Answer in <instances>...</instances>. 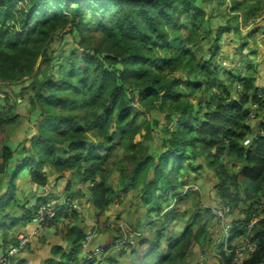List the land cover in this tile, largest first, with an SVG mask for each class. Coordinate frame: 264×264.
<instances>
[{
    "label": "trees",
    "instance_id": "1",
    "mask_svg": "<svg viewBox=\"0 0 264 264\" xmlns=\"http://www.w3.org/2000/svg\"><path fill=\"white\" fill-rule=\"evenodd\" d=\"M203 1L0 0V93L6 96L0 101L7 109L0 105L3 252L17 244L20 225L52 202L50 224H61L56 233L68 248L52 246L44 264H120L127 255L133 257L129 264H179L194 245L224 238L223 232L208 236L212 206L182 210L189 179L208 171L217 208L243 206L245 213L232 220L228 251L223 241L217 254L208 249L210 264H264V217L251 229L245 226L264 201V99L257 95L255 73L234 76L217 66L221 41L238 31L228 20L212 33L208 59L190 49L207 38L203 29L213 31ZM233 1V11L245 3ZM61 30L76 45L57 65L52 44ZM14 84L23 85L18 95L27 97L35 127L19 143H5L19 119L11 110L17 104L9 93ZM162 113L165 124L159 126L153 114ZM155 128L162 136L153 144ZM17 179L30 190L23 191ZM61 179L68 194L59 203L52 196L59 194ZM33 186L50 189L29 206ZM129 192L136 199L129 205L130 224L153 234L140 239L144 252L137 255L127 239L109 233L111 243L102 245L97 234L86 248L84 229L71 222L80 213L73 199L86 196L102 217L124 204ZM177 220L185 222L178 230ZM245 238L257 250L236 263L235 250Z\"/></svg>",
    "mask_w": 264,
    "mask_h": 264
},
{
    "label": "rangeland",
    "instance_id": "2",
    "mask_svg": "<svg viewBox=\"0 0 264 264\" xmlns=\"http://www.w3.org/2000/svg\"><path fill=\"white\" fill-rule=\"evenodd\" d=\"M201 6L211 14L208 24L209 27L213 29V31L210 32L209 30L203 29L207 34V38L204 39L202 43H200L199 47L189 48L193 50L199 58L205 57L208 59L210 56V54L208 53L210 45L212 43V33L219 26H225L226 21L228 20L229 23L232 24V27H237L238 31L236 33L231 32L229 36L226 35L221 41L218 48V53L215 56L217 66L220 68H224L226 72L232 73L234 76H246V74L250 73H255L256 75V69L258 65H261V63H259V58H257V55L262 54L263 56L264 54V0H245V3L241 5L242 7L240 6L241 8L236 9L235 11H233V8H235V3L233 0H204ZM230 36L232 37L231 42H229L227 39ZM243 41H245L246 43L241 48L239 46L243 43ZM75 45L76 44L72 42L70 34L64 33V30L57 32L55 41L52 44V49L54 51L53 62L58 65V63L60 62V56H62V58L67 56L75 47ZM249 66L253 67L254 69L250 71L247 70V67ZM226 77V75H223L224 79ZM29 82L30 80L28 78H25L23 85H27ZM23 85L20 86L14 84L9 89V93L12 92L11 99L13 98L14 100H17V104L13 105L14 108L11 110L13 112L16 111L19 113V119L17 121L18 124L8 130L7 134L2 139V142L4 141L5 143H19L32 132L33 126L35 127L31 119V114L33 113H31L27 97L24 99V97L18 95L19 89L22 88ZM263 90L264 88H259L257 95L261 93L263 94ZM25 96H28L29 98L28 93ZM5 98V94L0 93V100H3ZM0 105L1 107L5 106L4 110L7 111L4 101H0ZM255 106L256 105H253V108H250L251 113V110L254 109ZM153 115L157 116V122L159 126L165 124V115L163 113ZM155 133V143L153 144H156V139L159 138V135L162 136V133L157 128H155ZM245 144L249 145V140H246ZM17 182H20V180L17 179ZM213 183L214 181L213 179L210 180L208 171L201 172L197 175H194L193 178L189 179L186 186L190 187V190H187V192L190 193V197L188 198L186 203L183 204L182 210L192 211L194 208L199 209L200 206L202 207L203 205L212 206L214 209H216V207H219L220 203L217 202V199L215 197ZM77 186L78 185L73 186V192L77 190ZM64 188L65 180L61 179L58 181L57 187L55 188V190L59 189L60 193L55 195L52 193V197H55V199H57V197L59 196L57 201L59 203H62L67 199L68 193L62 192ZM47 189L50 188L46 187L43 189L44 193L47 192ZM36 192L38 191L36 190V187H34L31 193L35 194ZM204 192H206V194ZM74 193L76 194V192ZM52 194L49 192L47 196H50ZM78 197L79 199H76ZM31 199V196H27V200H29L30 203ZM85 199L86 196L81 195L73 199L74 204L72 206L80 213L79 217L74 219V221L72 217L71 222L80 225L84 229L85 233H87V235L91 237H95L97 234H99L100 237H102V239H100L99 241L102 245L109 244L113 241V237L109 234H116L117 236L119 235L120 238L122 236L121 241L127 239L130 246H132L131 248L137 250V255H141L142 252H144L147 247H139L140 239L146 238L147 240H151L153 238V234L149 229H142V227L136 229L129 222L132 211V208L129 205L132 201L136 200L133 192H129V195L124 200V204H115L107 211L106 215L102 217L96 216V211L93 209L87 199L86 202H82ZM33 204L34 201L32 202V205ZM29 206H31V204ZM223 206L227 210H230L231 208L227 204ZM242 208L243 206H241V208L237 207L233 211L230 210L231 212L229 211V214L225 215L224 224L227 229L232 226V220H239L244 217L245 213L243 211H240ZM262 208H264V201L261 202V207L259 210L260 212L257 213L258 215L255 213V216H253V221L264 217V214L261 212ZM213 219L212 224L209 228H211L214 223ZM173 222L175 223V221ZM183 222L182 220H177V230L184 227L185 222ZM48 223L49 222L45 221L42 224L41 228L38 229L39 224L38 221H35L34 217V220L31 223L25 222L20 225L19 233H21V231L31 233L30 242L28 243L27 247L18 255H16V258L13 257L8 264H15L20 260L25 261V264H42V261L52 256V246L56 244H62L65 248H68L67 243H65L61 238L62 235H60V233H56V231H60L62 227L61 224L57 222H53V224ZM247 225L248 223L245 224V226ZM213 230L216 231L217 228L213 227ZM12 236L13 234L9 237L12 238ZM214 237H216V235H214ZM216 238V242L211 241L203 248L197 244L194 245L185 260L180 262L179 264H208V249L213 250L214 254H217L222 241L224 242V244L226 243V238H223L222 236H217ZM244 240H241L240 244ZM232 242L234 243V241ZM165 246L166 244L162 243V250H165ZM97 247L100 246L98 245ZM223 250L228 251L227 244L223 245ZM5 253L6 252H3V247L0 245V258ZM99 256L103 257L102 253H100ZM131 258L133 259L132 256H125V258L120 259V264H129Z\"/></svg>",
    "mask_w": 264,
    "mask_h": 264
},
{
    "label": "built area",
    "instance_id": "3",
    "mask_svg": "<svg viewBox=\"0 0 264 264\" xmlns=\"http://www.w3.org/2000/svg\"><path fill=\"white\" fill-rule=\"evenodd\" d=\"M260 98L264 99V93L258 95ZM250 116L253 117L254 114L250 113ZM260 120L264 122V114L261 116ZM212 214L214 216V225L208 230V236L209 238H214V235H217L219 232H223L224 238H228V229L225 227V215L228 214L229 210L226 208H211ZM55 210L52 206L51 202H47L43 205H41L36 213L35 221H38L39 228H41L42 224L46 221L51 223L52 218L54 217ZM257 221V220H256ZM252 219L249 221L248 225L246 226L248 229H251L253 224L256 222ZM48 223V224H49ZM213 227L217 228L216 231L213 230ZM31 233L22 232L18 234L17 236V244L14 246L9 247L8 251L3 254L0 258V264H8L10 263V260L18 255L20 252H22L30 242ZM92 237L87 235L86 236V242L88 243L89 240H91ZM257 247L256 244L249 241L248 238H245V240L240 244V246L237 247L235 250V262L239 263L244 260V258L248 254H253L256 252ZM95 252H99V248H96Z\"/></svg>",
    "mask_w": 264,
    "mask_h": 264
},
{
    "label": "crops",
    "instance_id": "4",
    "mask_svg": "<svg viewBox=\"0 0 264 264\" xmlns=\"http://www.w3.org/2000/svg\"><path fill=\"white\" fill-rule=\"evenodd\" d=\"M254 41V40H253ZM257 58H259V63H261V65L259 66L258 65V67H257V69H256V85H257V87L258 88H264V54H263V56H262V54L261 55H257ZM66 174H68V173H66ZM65 174V175H66ZM67 176V175H66ZM23 178H25V177H23ZM22 178V179H23ZM23 183V184H22ZM19 185H20V187H21V189L23 190V191H25V190H30V185L29 184H26V183H24L23 182V180H21V182H19ZM34 187H36V190L38 191V192H36L35 194H33V193H31L30 191H29V194L27 195V196H31L32 197V199H31V203L35 200V199H38L39 197H42V196H44V191H43V189L44 188H42V189H40V187H38V186H33V188ZM32 188V189H33ZM32 191V190H31ZM56 193H60V190L59 189H57L56 190ZM205 194H206V192H204ZM87 200L85 199V200H83L82 202L84 203V202H86ZM30 203V204H31ZM29 204V205H30ZM90 206V205H89ZM126 210H127V208H126ZM86 235H87V233H86ZM92 240V239H91ZM1 241V240H0ZM0 245H1V242H0ZM94 245H92L91 243L89 244H87L86 245V248H91V247H93ZM210 257V256H209ZM208 257V259H209V263L208 264H210V262L212 261L213 262V259L210 257L209 258ZM16 258V257H15ZM45 261V260H44ZM44 261H42V264H44Z\"/></svg>",
    "mask_w": 264,
    "mask_h": 264
},
{
    "label": "water",
    "instance_id": "5",
    "mask_svg": "<svg viewBox=\"0 0 264 264\" xmlns=\"http://www.w3.org/2000/svg\"><path fill=\"white\" fill-rule=\"evenodd\" d=\"M40 189H42V187H40Z\"/></svg>",
    "mask_w": 264,
    "mask_h": 264
}]
</instances>
